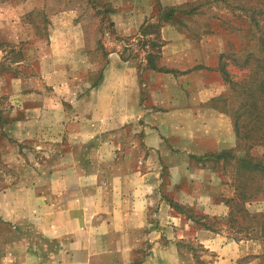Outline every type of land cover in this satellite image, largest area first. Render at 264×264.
<instances>
[{
  "label": "rangeland",
  "instance_id": "rangeland-1",
  "mask_svg": "<svg viewBox=\"0 0 264 264\" xmlns=\"http://www.w3.org/2000/svg\"><path fill=\"white\" fill-rule=\"evenodd\" d=\"M116 71L120 96L142 109L93 141L105 149L98 183L113 166L152 177L147 228L162 229V203L177 215L174 228L191 230L177 243L182 264L220 258L198 231L238 244L234 264H264V0H0V264H38L24 249L42 238L39 200L69 196L56 169L71 164L68 135L85 105L107 104L95 90ZM108 87L119 96L118 82ZM145 247L132 264H146Z\"/></svg>",
  "mask_w": 264,
  "mask_h": 264
},
{
  "label": "crops",
  "instance_id": "crops-1",
  "mask_svg": "<svg viewBox=\"0 0 264 264\" xmlns=\"http://www.w3.org/2000/svg\"><path fill=\"white\" fill-rule=\"evenodd\" d=\"M111 70L109 68L108 72ZM115 74V82L103 81L95 90L107 104L98 105L96 100L85 105L88 116L77 126L76 135H68L71 142V164H60L56 169L62 173L66 185L67 182L71 183L69 187L66 186L67 189L70 188L69 196L39 200L41 207L37 232L42 238L39 240V246L32 250L34 255H31L33 252L30 247L24 249L30 260L32 257V262L132 264V256L146 246L149 248V255L145 257L146 264H182L177 243L191 230L174 228L173 221L177 215L169 213L162 203L161 212L158 216L156 214L158 220H155L161 222L158 224L162 229L147 228L148 211L153 205H159V198L152 196V177L151 181L147 182V175L127 176L125 171L113 166L108 170L113 174L112 178L102 183L103 185L98 183L99 173L103 171L101 166L94 165L93 157L98 149H105L102 146H93V141L101 136L100 133L116 129L115 127L128 123L131 119L135 120L140 113L139 109H142V105L132 99L131 93H128L127 97L120 96L125 90V76L121 71H116ZM122 77L123 79H120ZM116 82L118 91L115 93L119 96L111 94L112 89L108 87L115 86ZM143 122L144 132L147 134L148 156H157L161 148V144L158 145L161 137L157 134L160 131L158 127L153 126L151 119L146 117ZM156 170V167L143 168V172L150 171L151 174L156 173ZM58 172L54 174H59ZM53 177L56 181L60 178L58 175ZM67 204L71 207H67ZM42 205L45 206L44 210ZM196 235L197 238L207 237L214 241L212 249L218 251L220 257L216 264H234L241 255L238 244L232 242L226 245L217 234H203L198 231ZM41 239L49 247L54 246L52 259L45 255L48 248L45 244L42 245L45 242ZM203 243L211 249L207 239H204Z\"/></svg>",
  "mask_w": 264,
  "mask_h": 264
},
{
  "label": "trees",
  "instance_id": "trees-1",
  "mask_svg": "<svg viewBox=\"0 0 264 264\" xmlns=\"http://www.w3.org/2000/svg\"><path fill=\"white\" fill-rule=\"evenodd\" d=\"M249 168H251V165L246 166V169H249ZM262 235H263V232H262Z\"/></svg>",
  "mask_w": 264,
  "mask_h": 264
}]
</instances>
